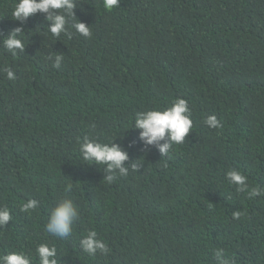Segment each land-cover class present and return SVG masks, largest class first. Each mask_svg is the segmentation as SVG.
I'll return each instance as SVG.
<instances>
[{
	"label": "trees",
	"instance_id": "1",
	"mask_svg": "<svg viewBox=\"0 0 264 264\" xmlns=\"http://www.w3.org/2000/svg\"><path fill=\"white\" fill-rule=\"evenodd\" d=\"M17 2L0 0V207L12 216L0 255L40 264L37 246L48 243L58 264H215L223 248L234 264H264V195L250 199L226 178L235 168L249 190L264 188V0H120L111 10L76 0L69 25L85 22L90 37L71 27V38L54 37L38 12L13 56L3 40L21 26ZM176 98L193 128L162 157L140 139L135 114ZM210 114L222 128L204 123ZM85 136L119 144L138 169L107 183L106 166L82 160ZM65 195L80 217L60 239L46 224ZM29 199L38 208L22 211ZM91 229L107 256L83 252Z\"/></svg>",
	"mask_w": 264,
	"mask_h": 264
},
{
	"label": "clouds",
	"instance_id": "2",
	"mask_svg": "<svg viewBox=\"0 0 264 264\" xmlns=\"http://www.w3.org/2000/svg\"><path fill=\"white\" fill-rule=\"evenodd\" d=\"M120 0H103V6L107 10L119 6ZM76 0H18L15 4L11 16L14 20L20 21L21 26L14 28L3 40L4 48L13 56L18 51L23 52L25 44L21 38L23 33L22 24L30 16L36 13H45L46 19L50 21L48 31L54 36L59 37L64 33L71 38L69 27L75 29L77 33L84 37H90V26L85 22L78 21L69 25L71 19H75ZM49 59H52L50 56ZM63 56L57 54L53 60V66H61ZM6 76L9 80H14L15 73L10 68L6 69ZM191 108L185 98H176L171 106L164 109H148L138 111L135 114L134 127L140 130V139L145 145H156L163 156H167L173 145L184 143L186 137L192 131L193 120L191 119ZM204 123L213 129L222 128L221 121L215 114H210L204 119ZM163 141V143H161ZM79 150L83 161L89 164L96 163L106 166L107 173L105 181L112 183L117 175L127 176L131 168L136 171L138 164L132 163L130 166L125 165L129 160L127 151L116 143H101L98 138L90 139L85 136L79 142ZM166 166V164H165ZM226 178L230 184L236 186L238 192H247L248 197L255 198L264 195V188L259 186L252 187L249 190L248 178L238 169H231L226 173ZM72 185L68 184L65 193L71 191ZM39 206V201L29 199L21 206V210L30 212ZM241 213L233 212V217L238 219ZM80 217L79 209L74 201L65 195L58 200L52 208L46 224V231L60 239L66 238L73 231L74 224ZM12 219L11 212L7 206L0 207V227L5 226ZM83 252L90 256H95L98 252L107 256L111 249L108 244L98 238L96 230L91 229L80 240ZM37 255L40 264H58L57 248L55 245L42 243L37 246ZM215 264H234V261L228 259L223 248L214 249ZM0 264H31V259L23 252H11L0 255Z\"/></svg>",
	"mask_w": 264,
	"mask_h": 264
}]
</instances>
